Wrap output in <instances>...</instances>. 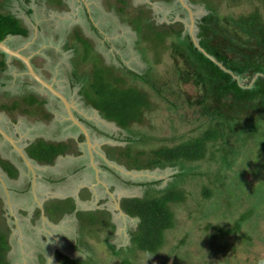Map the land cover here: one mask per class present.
I'll return each mask as SVG.
<instances>
[{"label":"rangeland","instance_id":"rangeland-1","mask_svg":"<svg viewBox=\"0 0 264 264\" xmlns=\"http://www.w3.org/2000/svg\"><path fill=\"white\" fill-rule=\"evenodd\" d=\"M39 1L38 5L30 6L34 8L33 13L27 14L34 26L35 22L40 24L36 37L31 35L27 39L7 45L23 49L25 44L32 42L23 49V53L31 57V62L40 66L36 69L43 78L55 83L73 106L79 108L81 113L89 119L94 120L99 116L98 111L85 105L78 95L79 87L72 88L69 80L72 52L65 49L64 42L66 35L74 28L81 29L108 65L117 67L123 65L141 74L150 63L157 75L163 76L166 80L172 78L174 62L168 49L169 41L172 39L166 40L165 48L161 50L160 60L156 62L157 55L150 49L149 44L139 42L137 33L126 22L125 17L116 11L118 0H62L65 5L61 6H48L47 0ZM125 1L128 3V12L132 8L142 7L156 25L172 24L181 28L184 25V31L191 32L190 17L178 0L170 3L167 0ZM196 1L194 10L195 17L198 18L208 12L206 2L212 3L222 16L249 14L256 7H262L261 1L264 2V0ZM6 6L7 8L0 7V10L19 12L18 16L25 15L24 10L29 9V6L26 7L25 4L13 6V8L9 4ZM196 30L195 27L194 34ZM13 72L20 76L16 74L12 79L7 78ZM27 80L31 81V78L25 74V71L20 70V63L13 59L12 72L6 71L0 74V103L9 101L4 91L10 92V95L14 97L24 92L21 83ZM25 88L27 92H34L37 96L47 99L46 109L55 114L60 113L61 116L56 122H44L39 121L40 116L23 115L21 118L18 112L8 114L4 111L0 112V125L9 130L13 138L18 140L17 133L9 125L16 118L20 123L17 125L18 133L25 137V141L34 142L44 138L47 142H64L73 147L71 154L60 158L61 163L53 167L58 172L56 174H64L67 168L75 170L84 162L90 163L84 158H77L74 153L76 144L70 137L77 138L78 130L62 122L64 119L62 103L39 84L25 86ZM183 88L193 97L198 93L193 86L184 85ZM145 89L150 93L156 106L152 112H143L142 124L135 123L131 127V134L136 135L138 139L136 144H132L134 148L149 151L162 146L173 147L186 139L187 135L199 134L202 120L197 108H189L188 104L185 107L175 108L169 104L168 100L153 93L149 87ZM98 125L103 129V133L95 132L96 143L109 144L122 150L129 145L128 141L126 142L129 133L119 130L115 123L99 121ZM19 142L24 144V141ZM23 144L21 143L22 146ZM1 153V158L11 160L19 168L20 173L24 174L19 179H11L0 168V233L5 236L2 222H6L9 231L7 259L11 264H60L58 257L62 255L73 260L85 259L86 255L81 251L83 248L77 245L79 235L77 230L80 222L74 215L70 214L59 223L46 226L47 231L43 228L41 218L36 216L40 201L46 202L66 195L60 183L57 185L43 183L42 178L47 174L45 171L47 168L35 162L34 166L41 181L35 188L33 186L29 188L28 176L25 174L26 167L20 157L8 144L4 145ZM87 156L89 157L88 154ZM95 160L96 165L100 167L102 160L99 158ZM184 167L186 170L180 172L171 168L137 171L123 167V172L113 169V174L105 171L103 167V181L111 186L112 196L107 197L98 208L89 206L84 209L98 215L96 217L98 222H103L98 210L107 208L112 213V223L115 224L114 233L112 234L109 228L103 227V224L100 227L104 230H99L97 235L88 234L87 236L85 231L84 240L89 244L88 254L92 262L83 264H122L125 253H128L126 247L130 244V234L138 229L140 219L123 216L116 211L114 196L144 198L148 190L146 184L158 181L159 183L153 188L157 190L165 188L175 172L179 175L177 183H182L180 186L186 192L185 201L173 207L175 226L165 231L164 245L156 254L138 250L128 256L131 262L133 264H258L263 261L264 145L255 141L248 142L237 156L229 157L224 167L220 156L213 161L204 159L185 162ZM92 173L89 167L87 170L80 171L78 175L87 176L88 174L90 182L93 180ZM5 189L10 194L11 206L18 217V228L14 226V221L9 215L7 206L9 200L5 195ZM102 190L101 188V192ZM113 190L116 191L112 192ZM150 195L158 196L160 193L153 191ZM238 220L239 223L235 225ZM237 225L239 230L234 228ZM108 241L117 248H121L122 253L114 255L108 246Z\"/></svg>","mask_w":264,"mask_h":264},{"label":"trees","instance_id":"trees-1","mask_svg":"<svg viewBox=\"0 0 264 264\" xmlns=\"http://www.w3.org/2000/svg\"><path fill=\"white\" fill-rule=\"evenodd\" d=\"M167 1L170 3L173 0ZM185 1L195 12L194 4L197 1ZM263 4L249 14L222 16L212 3L206 2L208 12L200 18L195 17V36L205 51L203 53L195 45L191 33L184 31V25L182 28L172 24L158 26L150 20L144 8H132L128 12L127 1L118 0L116 11L125 17L137 33L138 41L149 44L157 55L156 62L160 60L166 40L172 39L168 49L174 63L172 78L167 80L157 75L150 63L141 74L123 65H108L81 29H73L65 46V49L72 52L69 76L71 87H79L78 95L86 106L95 108L102 118L129 133L126 137L129 145L121 151L120 156L110 154L109 157L130 170L171 168L180 172L186 170L185 162L204 159L213 161L218 156L224 167L229 157L237 156L248 142L255 141L264 145ZM28 34L29 31L15 16L0 12V42L9 36L26 38ZM16 61L20 63V70L26 71L24 64L20 60ZM8 69L7 54L0 50V74ZM7 78L13 77L8 75ZM21 84L24 92L18 96H11L10 92L4 91L9 101L0 103V111L40 116L39 119L49 121L53 116L46 109L48 100L34 92H27L25 88L38 83L31 78V81ZM184 85L195 87L197 95H188ZM146 87L168 100L175 108L185 107L186 104L189 108H197L202 120L199 134L187 135L186 139L173 147L162 146L149 151L134 148L132 144H136L138 139L131 134V127L135 123L142 124L143 112H152L156 106ZM69 150L66 143H51L43 139H37L26 149L31 160L46 165L52 164L58 156L65 155ZM0 166L10 178H17L19 172L8 160L0 157ZM176 172L165 188H153L159 183L153 181L145 185L148 187L146 197L124 200V211L139 218L140 223L138 229L130 234V244L126 247L128 253H125L122 264H133L128 256L135 251L156 254L163 247L165 231L175 226L173 207L186 199L185 189L180 186L182 183H177L179 175ZM150 191L160 195L152 196ZM68 203H46V213L57 222L61 219L57 215H63L69 210ZM103 215H108L107 222H98L95 216L85 218L81 213L77 214L80 222L77 245L83 248L81 251L86 256L83 260L66 258L63 264L92 262L88 254L89 244L84 240L85 231L87 236L97 235L99 230H104L100 227L103 224V227L114 233L115 224L111 222L110 215ZM234 228L239 230L238 225ZM2 230L5 236L0 233V264H11L7 259L9 231L6 222H2ZM108 246L114 255L122 253V249L110 241ZM258 264H264V260Z\"/></svg>","mask_w":264,"mask_h":264},{"label":"crops","instance_id":"crops-1","mask_svg":"<svg viewBox=\"0 0 264 264\" xmlns=\"http://www.w3.org/2000/svg\"><path fill=\"white\" fill-rule=\"evenodd\" d=\"M41 1L46 2L44 0H41ZM39 2H40L39 0H29V1H27V0H0V7L3 6L5 8H7V6H6L7 4H9L12 8H13V6L14 7L15 6H23V4H25L26 7L29 6V9H27V10L23 9L25 11V15L21 14L20 16H18L19 12L17 13L15 11H11V10L9 11L7 9L5 10V12H2L1 10H0V12L4 13V14H10V15L15 16L21 22L22 26L29 31L28 37H30L31 35H34L33 37L35 38L36 34H38V30L40 28V26H39L40 24L35 22V26H34L33 25L34 23H32L33 21L32 22L30 21V19L27 17V14L33 13V11H34L33 9L34 8H30V6L31 5H38ZM47 5L48 6H50V5L61 6V5H65V4H64V2L62 0H47ZM71 31H73V29ZM71 31H70V33H71ZM69 34L66 35V40L64 42L65 46H66L67 38H68ZM28 37H26V39ZM22 40H24V37H22V36H9L6 39V43L7 44H11V43H13L15 41H22ZM30 43H32V42H28L27 44H25L23 49H26ZM9 47L11 49L18 50L14 46L12 47L11 45H9ZM23 49H20V50L23 51ZM12 60H13L12 58L8 59V64H9L8 71L9 72L10 71L12 72ZM32 64H33V66L35 64L36 67L34 66V68L39 73L38 69H36V68H40V66L37 63L33 62V61H32ZM16 74L18 75V73L13 72V74L11 76H16ZM51 84H53L56 87L55 83L52 82ZM48 112L51 113L52 111L48 110ZM21 118H23V116ZM39 121H43V120L39 119ZM11 137L13 138V136H11ZM91 150H92L91 147H89V155H90V158H91L90 163L84 162V163H82L83 165H81L79 168H77L75 170H70L69 168H67L65 170L66 172L64 174H56L58 172L53 167L55 165L61 163L62 159H60V158L67 157L69 155H66V156L60 155L57 159L54 160V162L52 164L44 166V167L47 168V170L45 169L47 174L43 175V178H42L43 179V183L45 182V183H48V184H56V185L58 183H60L59 185L62 186V188L65 191L63 189L62 190L66 194L65 196H63L61 198H55L56 200H54L55 202H53V203H56V204L59 203L60 204V202L68 201L69 202L68 203L69 207H67V209H69V210L67 211V213H68V215H70V214L74 215L77 219H78L77 214L79 213V212H77L78 208L83 209V210H85L84 208H88L89 206H94V207L98 208L101 203H104V200L107 197L112 196V193L110 191L112 188H111L110 185L106 184L103 181L104 173L100 174V169L96 165L94 157L91 156V154H90ZM89 167H90V169L93 172L92 173L93 180L90 181V182L88 181V177H87L88 174H87V176L82 175V174L78 175V173L80 171L82 172L84 170H87V169H89ZM51 169H53V170H51ZM36 172H37V170H36ZM26 175L28 176L29 188H30V187H32V179H33V178H31L32 177V173L29 172ZM39 181H41V178H40V175L37 172V185L39 184ZM101 188L103 189L102 192H101ZM114 189H116V187H114ZM37 190H38V188H37ZM4 191L6 193L5 195H6L7 199L9 200V203L7 202L9 215L14 221L13 222L14 226H16L18 228V221H17L18 217L16 216V214L14 212V209L11 206L10 194H9L7 189H5ZM114 191H116V190H113L112 192H114ZM131 198H134V197H131ZM0 200H1V198H0ZM49 202H51V199L46 201V202L40 201L39 202V206H38V210L36 212L37 213L36 216L41 218V222H42V225H43V228L45 229V231H47L46 228H45L46 226H50L52 223H56V222L50 223L48 221V218H50V216L46 213L45 205H47L46 203H49ZM116 206H117V203H116ZM70 207H73V208H71L72 210H70ZM98 211H100L99 212L100 213L99 216L102 218V220L107 222V220L109 218L108 215L106 217L103 215V209L102 208H100V210H98ZM64 215H61V213H60V215H57V216L58 217H62V216L64 217ZM122 215H124V214L122 213ZM97 216L98 215H95V217H97ZM110 220H111V218H110ZM6 225H7V223H6ZM7 227H8V225H7ZM12 234H13V232H12Z\"/></svg>","mask_w":264,"mask_h":264},{"label":"flooded vegetation","instance_id":"flooded-vegetation-1","mask_svg":"<svg viewBox=\"0 0 264 264\" xmlns=\"http://www.w3.org/2000/svg\"><path fill=\"white\" fill-rule=\"evenodd\" d=\"M187 13H188V11L186 10V9H184ZM188 15H189V13H188ZM22 53L24 52V51H22V50H20ZM24 54V53H23ZM14 59L15 61H16V59L17 58H15V57H10L9 55H7V62H8V59ZM17 60H19V59H17ZM9 65V64H8ZM19 75V74H18ZM20 76V75H19ZM28 76V75H27ZM13 77V76H12ZM47 91V90H46ZM60 91V90H59ZM51 94V93H50ZM52 95V94H51ZM53 96V95H52ZM55 97V96H54ZM59 102H61L62 103V106H63V109H64V119H62L63 121V123H68V125L71 127V128H74V129H77L78 130V135H77V138H75V137H70V139L71 140H74L75 141V144H76V148H75V151H74V153L77 155V157L79 156L80 157V159H86L87 161H91V158H90V155H89V145H88V143H87V139H86V135H85V133L82 131V129L80 128V127H78L76 124H74L69 118H68V115H67V111H66V108H65V106H64V104H63V102L60 100V99H58L57 97H55ZM88 107V106H87ZM61 108V107H60ZM73 111H74V113H75V116L77 117V119L84 125V127L87 129V131H88V134H89V136H90V138H91V142H92V144H93V147H91V149H92V151H93V154H94V159L95 158H99V159H101L102 160V165L99 167V169H100V174L101 173H104V171L102 170L103 169V167L105 168V171H108V172H111V174H113V172H112V170L114 169L115 171H119V172H123L124 171V169H122L123 167L125 168L126 166L124 165V164H122V163H120V162H118L116 159H112V158H110L109 157V155L111 154V155H113L114 157H118V156H120V154H121V151H122V149H120L119 147H114V146H111V145H109V144H106V145H103V144H101V143H96L94 140H95V132H97V133H103V129H101V127L98 125L99 124V121L101 122V123H106V121L107 120H105L104 118H102L101 117V115L99 114V112H98V115L99 116H97V117H95L94 118V120L93 119H89L87 116H85V114L84 113H81V110L79 109V108H75V109H73ZM0 112H4V111H0ZM7 113V112H6ZM8 114H11V113H8ZM51 114H52V118L49 120V121H44V122H56L57 120H58V118L61 116V114L60 113H57V114H55L54 112H51ZM23 115L21 114V116L20 117H22ZM66 117V118H65ZM97 118V119H96ZM97 120H99V121H97ZM98 124H97V123ZM109 122V121H108ZM58 123H60V122H58ZM62 123V124H63ZM18 124H20L19 123V120L18 119H16V118H14L11 122H10V126H12V128L14 129V131H15V133H17V136L19 137V139L18 140H16L17 141V145L20 147V148H22L23 150H24V152L27 154V151H26V149L28 148V146H30L33 142H27V141H25V137L24 136H22V135H20L19 133H18V131H19V128L17 127V125ZM61 125V124H60ZM0 128L4 131V132H6L9 136H12L10 133V131L9 130H7L6 128H4V127H2L1 125H0ZM102 130V131H101ZM24 141V144H23V142H21L22 144H23V146L21 145V143L19 142V141ZM43 140H45L46 142H47V140L46 139H44L43 138ZM71 140H69V141H71ZM35 142V141H34ZM58 143H60V142H58ZM62 143H64V142H62ZM6 144H8V145H10L11 147H12V150L14 151V152H16V154L20 157V159H21V161L24 163V161L22 160V158H21V156L19 155V153H18V151L17 150H15L14 148H13V146L0 134V157L2 156V153H1V149L4 147V145H6ZM66 144H68V143H66ZM69 145V144H68ZM110 147H109V146ZM69 147H70V150L64 155V156H66V155H69V154H71V148H73V147H71L70 145H69ZM110 151V152H109ZM70 152V153H69ZM87 154L89 155V157L87 156ZM84 155H85V157H84ZM28 156V155H27ZM29 157V156H28ZM59 157V156H58ZM57 157V158H58ZM56 158V159H57ZM3 159V158H2ZM4 160H8L17 170H18V176H17V178L19 179L20 177H23L24 176V174H22V173H20V170H19V168L11 161V160H9V159H5L4 158ZM96 161V160H95ZM32 162H33V164L35 163L33 160H32ZM25 164V163H24ZM35 165V164H34ZM41 165H43V166H46V164H41ZM25 169H26V173L25 174H28L29 172H30V170L28 169V167L26 166V164H25ZM107 167V168H106ZM0 168L2 169V171H3V173H5L6 175H7V177L8 178H10L9 176H8V174H7V172L2 168V166H0ZM35 169H36V167H35ZM37 170V169H36ZM117 176H119L118 174H117ZM17 178H14V179H17ZM32 178V177H31ZM12 179V178H11ZM131 197H124L123 198V196L122 197H120V196H117V195H115V197H114V199H113V201H114V205L116 204V201H117V206H116V208L118 207V206H120V208L118 207L117 208V210L116 211H118V212H120L121 214L123 213L124 215L123 216H128V217H131V218H134V217H132V216H130L129 214H127L125 211H124V209H123V203H124V200L125 199H130ZM54 200H56V199H51V202H55ZM46 207H47V205H45V209H46ZM78 211L77 212H79V213H81L82 215H84L85 216V218H89V217H91V216H95V214H93L92 212H90V211H86V210H83V209H80V208H78L77 209ZM76 212V211H75ZM103 213H106V214H109L110 215V218H111V221H112V219H113V217H112V213L111 212H109L108 211V209L106 208L105 210H103ZM65 214V213H64ZM63 214V215H64ZM67 214V215H66ZM66 214L64 215V217L62 216L61 217V219H63V218H65L66 216H68V213L66 212ZM48 218V217H47ZM61 219H59L56 223H53V224H57V223H59V221L61 220ZM48 221L50 222V223H52V222H54L53 220H51L50 218H48ZM79 221V220H78ZM66 258H68V259H70V260H73L72 258H69L68 256H59L58 257V259L60 260V264H63V262L66 260ZM63 261V262H62Z\"/></svg>","mask_w":264,"mask_h":264},{"label":"water","instance_id":"water-1","mask_svg":"<svg viewBox=\"0 0 264 264\" xmlns=\"http://www.w3.org/2000/svg\"><path fill=\"white\" fill-rule=\"evenodd\" d=\"M180 2V4L182 5V7L184 9H186L189 13V17H190V23H191V35L193 37L194 43L197 46V48L202 51L203 53H205V51L203 50V48L199 45L198 40L195 36V34L193 33L194 28H195V12L192 10V8L186 3L185 0H178ZM0 50L4 53H6L7 55H9L10 57H15L17 59H19L25 66L26 71L25 74L28 75L30 78H32L33 80H35L44 90H47L49 93H51L53 96L57 97L58 99H60L67 111V115L68 118L74 123L76 124L78 127H80L82 129V131L85 133L86 135V139H87V143L89 145V147H93V144L91 142V138L88 134L87 129L84 127V125L77 119V117L75 116V113L73 111V109H75V107L73 106V104L67 99V97L61 92L59 91L53 84H51L50 82H48L47 80H45L34 68L32 62H31V57L26 56L25 54H23L20 49L15 50V49H11L7 43L6 40L3 42H0ZM213 61H215L213 58H211ZM216 62V61H215ZM221 67H223L221 65ZM0 134L13 146V148L15 150L18 151L19 155L21 156L22 160L24 161V163L26 164V166L28 167V169L30 170V172L32 173V186L33 188H35V186L37 185V172L35 169V166L32 162V160L27 156V154L24 152V150L22 148H20L17 145V141L12 138L11 136H9L6 132H4L1 128H0ZM91 156L94 157V154L91 150L90 152ZM120 208V206H118Z\"/></svg>","mask_w":264,"mask_h":264},{"label":"clouds","instance_id":"clouds-1","mask_svg":"<svg viewBox=\"0 0 264 264\" xmlns=\"http://www.w3.org/2000/svg\"><path fill=\"white\" fill-rule=\"evenodd\" d=\"M79 255H80V253H79Z\"/></svg>","mask_w":264,"mask_h":264}]
</instances>
